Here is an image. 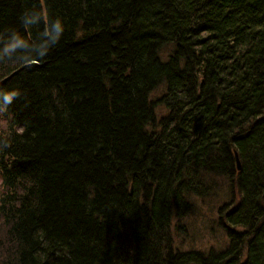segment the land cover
Instances as JSON below:
<instances>
[{
  "label": "trees",
  "instance_id": "1",
  "mask_svg": "<svg viewBox=\"0 0 264 264\" xmlns=\"http://www.w3.org/2000/svg\"><path fill=\"white\" fill-rule=\"evenodd\" d=\"M0 114V264H264V0H0Z\"/></svg>",
  "mask_w": 264,
  "mask_h": 264
},
{
  "label": "rangeland",
  "instance_id": "2",
  "mask_svg": "<svg viewBox=\"0 0 264 264\" xmlns=\"http://www.w3.org/2000/svg\"><path fill=\"white\" fill-rule=\"evenodd\" d=\"M5 126V120L2 114H0V130L3 129ZM1 184V180H0ZM1 189V185H0ZM220 195V198L218 199V203L221 204V202L224 201L226 198V192L223 189L222 192L218 193ZM197 208L199 206V200L196 202ZM208 210L210 209L207 207ZM206 206L202 203V205L199 206L198 209H196L197 213L195 217H192V222L190 224H186L184 222L183 224V232L182 233H175L173 234L175 243L177 246H179L181 249H188L190 247L195 248H201V249H207L210 246H219L224 238L222 237V233L220 230H216V227L214 228V232L208 233L207 230L203 229V222L206 219V221H210L211 219L215 218V211L213 210L212 213L208 212ZM187 221V220H186ZM204 227V226H203ZM206 227V226H205ZM3 234V226L2 221L0 219V239L2 238Z\"/></svg>",
  "mask_w": 264,
  "mask_h": 264
},
{
  "label": "water",
  "instance_id": "3",
  "mask_svg": "<svg viewBox=\"0 0 264 264\" xmlns=\"http://www.w3.org/2000/svg\"><path fill=\"white\" fill-rule=\"evenodd\" d=\"M236 156V155H235ZM236 164H237V168H239V162H238V159L236 160Z\"/></svg>",
  "mask_w": 264,
  "mask_h": 264
}]
</instances>
